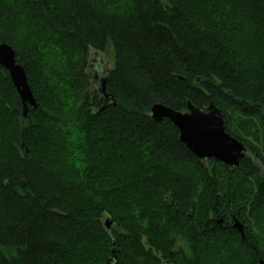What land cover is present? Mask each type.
Segmentation results:
<instances>
[{
	"label": "trees",
	"instance_id": "trees-1",
	"mask_svg": "<svg viewBox=\"0 0 264 264\" xmlns=\"http://www.w3.org/2000/svg\"><path fill=\"white\" fill-rule=\"evenodd\" d=\"M122 11L0 0V45L18 53L38 105L24 118L0 67V264H259L248 216L264 228V158L236 125L259 119L264 135V0H136ZM109 49L105 96L92 65ZM66 93L75 133L62 126ZM189 102L222 111L248 148L239 169L202 163L150 116Z\"/></svg>",
	"mask_w": 264,
	"mask_h": 264
},
{
	"label": "water",
	"instance_id": "water-1",
	"mask_svg": "<svg viewBox=\"0 0 264 264\" xmlns=\"http://www.w3.org/2000/svg\"><path fill=\"white\" fill-rule=\"evenodd\" d=\"M7 52L6 61L0 67L9 72L15 89L23 103V116L29 118V106L38 108L36 99L29 86L25 69L18 63V53L7 44H1ZM99 56V55H95ZM109 64V63H108ZM95 83L100 93L106 95L109 70L104 61L94 58ZM151 118L155 122L170 121L180 134V141L202 163L215 160L229 168L239 169L241 162L249 155L245 143L233 137L226 130V121L222 111L214 105L202 110L192 103H188L187 112H178L161 104H156L151 109ZM112 220L107 221L111 228ZM235 229L245 238L244 226L235 221ZM114 260L111 259L110 262ZM261 264H264L262 261Z\"/></svg>",
	"mask_w": 264,
	"mask_h": 264
},
{
	"label": "rangeland",
	"instance_id": "rangeland-1",
	"mask_svg": "<svg viewBox=\"0 0 264 264\" xmlns=\"http://www.w3.org/2000/svg\"><path fill=\"white\" fill-rule=\"evenodd\" d=\"M51 57V56H50ZM95 59H99L100 62L104 61L106 63V67L109 69L110 67H112L114 65V54L112 49H109L106 53V55L104 56H94ZM49 62V61H48ZM109 63V64H108ZM62 104L65 106L64 107V113L62 116V126L63 129L66 130H73V133L78 131L77 128V123H76V119L75 117H73L72 115L74 114L73 110H72V101L70 102V95L68 93H66V96L62 95L61 98ZM238 120H240L238 122V124L236 125L237 128L241 129V130H246L247 133L245 135H247L246 137L248 138V144L251 146H254L260 153V155L264 158V141L258 142L256 140V136H259L260 139L264 138L263 135V127L261 126V122L259 119H249L245 122V119H242L241 117L237 118ZM236 123V121H234V124ZM232 126V125H231ZM234 125V130H237V128ZM80 132V131H79ZM251 183H253L252 180H250ZM255 189V188H253ZM250 212V208L247 209V215ZM248 217H250L252 219V223L251 225H249L248 227L250 228L251 232L253 234H257V237L259 239H262V242L259 244L260 248L259 251H264L262 249H264V228L263 227H258L262 225V222H253L255 216H251L249 215ZM262 220V219H260ZM251 221V220H250ZM250 224V223H249Z\"/></svg>",
	"mask_w": 264,
	"mask_h": 264
},
{
	"label": "snow or ice",
	"instance_id": "snow-or-ice-1",
	"mask_svg": "<svg viewBox=\"0 0 264 264\" xmlns=\"http://www.w3.org/2000/svg\"><path fill=\"white\" fill-rule=\"evenodd\" d=\"M93 5L99 3L101 8L104 9L106 15L110 19H114L117 16L124 15L123 9L130 8L134 6L136 0H91ZM205 0H189V3L196 4V3H204ZM120 9V11H118ZM7 52L5 49L0 48V63H4L6 61ZM2 211V208H0ZM264 250V249H262Z\"/></svg>",
	"mask_w": 264,
	"mask_h": 264
},
{
	"label": "flooded vegetation",
	"instance_id": "flooded-vegetation-1",
	"mask_svg": "<svg viewBox=\"0 0 264 264\" xmlns=\"http://www.w3.org/2000/svg\"><path fill=\"white\" fill-rule=\"evenodd\" d=\"M232 221H233V228L235 229V227H234V224H235V221H239L243 226H244V233H245V229H246V225H245V223H244V221L242 222V221H240L239 219H236V217H234V216H232V219H231ZM237 230V229H236ZM238 231V230H237ZM179 247H180V249H182L183 250V247H184V244H179ZM179 248L177 247V248H175V250H176V252H178L179 250H178ZM185 253H188L189 255H191V250H186V251H184ZM259 261V260H258ZM262 263V261H259V264H261Z\"/></svg>",
	"mask_w": 264,
	"mask_h": 264
}]
</instances>
